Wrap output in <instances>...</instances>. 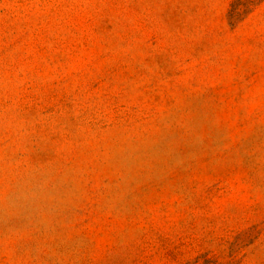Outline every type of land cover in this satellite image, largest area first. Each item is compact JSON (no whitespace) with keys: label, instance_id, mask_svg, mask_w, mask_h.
Returning <instances> with one entry per match:
<instances>
[{"label":"rangeland","instance_id":"obj_1","mask_svg":"<svg viewBox=\"0 0 264 264\" xmlns=\"http://www.w3.org/2000/svg\"><path fill=\"white\" fill-rule=\"evenodd\" d=\"M0 264H264V0H0Z\"/></svg>","mask_w":264,"mask_h":264}]
</instances>
